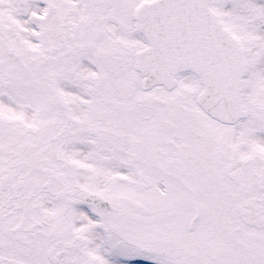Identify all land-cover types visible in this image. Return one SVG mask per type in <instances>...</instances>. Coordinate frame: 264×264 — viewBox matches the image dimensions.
<instances>
[{"label": "snow or ice", "instance_id": "1", "mask_svg": "<svg viewBox=\"0 0 264 264\" xmlns=\"http://www.w3.org/2000/svg\"><path fill=\"white\" fill-rule=\"evenodd\" d=\"M0 264H264V0H0Z\"/></svg>", "mask_w": 264, "mask_h": 264}]
</instances>
